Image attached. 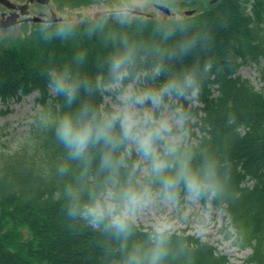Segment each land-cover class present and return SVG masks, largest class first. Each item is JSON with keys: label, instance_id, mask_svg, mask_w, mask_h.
Returning a JSON list of instances; mask_svg holds the SVG:
<instances>
[{"label": "trees", "instance_id": "obj_1", "mask_svg": "<svg viewBox=\"0 0 264 264\" xmlns=\"http://www.w3.org/2000/svg\"><path fill=\"white\" fill-rule=\"evenodd\" d=\"M86 4L77 0L58 6ZM134 19L137 23L131 27H120L111 13L76 24L65 20L31 23L13 40L0 36V102L20 101L37 93L35 102L40 107L24 141L16 149L0 150V264H117L121 259L117 241L66 216L64 186L71 175L58 174L67 154L54 128L68 109L47 85L50 70L69 64L75 68L72 61L77 53L86 55L79 71L94 79L100 62L111 51L105 37L135 33L138 25L144 39L158 25L183 29L188 37H211L209 50L197 46L172 65L179 70L196 60L201 65L209 57L214 61L192 136L199 149L210 148L229 161L228 179L216 197L200 201L225 213L238 246L251 251L247 264H264V0H217L190 16L157 19L138 14ZM64 26L71 27L73 34L67 39L54 38L56 28ZM180 37L177 31L176 39ZM246 65L257 67L260 89L237 75ZM86 99L81 93V101ZM102 99L99 94L91 97L94 104ZM229 113L237 117L235 127L227 126ZM76 167L71 164L72 169ZM131 230L129 248L149 246L153 230L134 223ZM163 264H228V259L210 244L181 231L168 233Z\"/></svg>", "mask_w": 264, "mask_h": 264}, {"label": "clouds", "instance_id": "obj_2", "mask_svg": "<svg viewBox=\"0 0 264 264\" xmlns=\"http://www.w3.org/2000/svg\"><path fill=\"white\" fill-rule=\"evenodd\" d=\"M137 3L147 0H125L117 7L114 18L120 27L137 23ZM142 32L138 25L135 33L106 36L111 51L94 79L79 71L84 53L74 56L75 68L69 64L48 73V88L68 109L54 128L67 154L58 174L71 175L64 186L66 216L117 241V264H163L169 225L159 223L148 247L129 248L138 216L157 203L175 205L181 192L189 201L214 198L228 179L229 161L210 148L199 149L192 136L214 61L209 57L203 65L196 60L179 70L172 67L197 46L209 50L211 37H188L183 29L168 25H158L148 39ZM72 34L64 26L52 36L67 39ZM81 93L88 99L81 101ZM97 94L103 98L100 104L91 100ZM236 123V115L229 113L227 126Z\"/></svg>", "mask_w": 264, "mask_h": 264}, {"label": "rangeland", "instance_id": "obj_3", "mask_svg": "<svg viewBox=\"0 0 264 264\" xmlns=\"http://www.w3.org/2000/svg\"><path fill=\"white\" fill-rule=\"evenodd\" d=\"M10 1H13L15 5V3L22 4L23 0ZM212 1L216 2L217 0H159V2L147 0L146 4L137 3L134 12L135 15L139 13L149 14L159 19L164 16V13L159 11L156 5L164 6L175 16H179L187 10L202 11ZM124 2L125 0H92V2H86L89 4L71 8L60 7L58 3H34L30 4L29 7L24 6L27 11L25 16L41 17L42 14L49 16L52 11L57 18L76 24L85 19H99L103 15L115 14L117 7ZM13 11L15 10H8L0 3V18L8 16L9 12L12 13ZM30 24L21 23L0 29V36L13 40L21 35L24 29L28 30ZM23 25H26V28H23ZM261 63L264 66V59ZM237 75L250 81L257 90L262 86L257 67L254 65L241 66ZM36 96L37 94L33 93L20 101L0 102V150L16 149L27 137L33 118L40 111L39 105L35 102ZM112 99L114 100L115 97ZM104 102L109 103L107 100ZM161 221L169 225V233L186 231L187 234L210 244L219 253L227 257L228 264H247L246 260L251 251L248 248L242 249L238 246L235 231L227 225L225 213L220 209L212 205H203L200 200L189 201L182 194L175 205L157 203L151 206L138 216L134 225L154 231Z\"/></svg>", "mask_w": 264, "mask_h": 264}, {"label": "water", "instance_id": "obj_4", "mask_svg": "<svg viewBox=\"0 0 264 264\" xmlns=\"http://www.w3.org/2000/svg\"><path fill=\"white\" fill-rule=\"evenodd\" d=\"M47 2V0H44ZM214 2V1H212ZM0 3L7 9H12L15 10L12 13H10L8 16H2L0 18V29H4V28H8L10 26H13L17 23V17L19 16V14L21 15H25L27 14V11L25 9L24 6H18L16 7L15 5L5 1V0H0ZM156 8L164 13H169L168 8L164 7V6H156ZM16 10H18L19 12H16ZM192 12L191 11H187L185 12V15H190ZM26 20L33 22V23H55L57 22L59 19L55 16L54 13H51L49 17L47 18H41V17H29Z\"/></svg>", "mask_w": 264, "mask_h": 264}, {"label": "flooded vegetation", "instance_id": "obj_5", "mask_svg": "<svg viewBox=\"0 0 264 264\" xmlns=\"http://www.w3.org/2000/svg\"><path fill=\"white\" fill-rule=\"evenodd\" d=\"M5 1H7V2H9L11 4H14L13 1H10V0H5ZM82 1H84V2H90L91 1L92 2V0H82ZM76 2H77V0H49L48 4H50V3H58V4L59 3H76ZM34 3H46V1H44V0H23L22 4H18V3L16 4L15 3V6L18 7L20 5H22V6L26 5V7H29L30 4H34ZM10 12H9V14H10ZM17 12H18V10H17ZM43 15L44 14H42V16ZM27 16L19 15L18 18H17L18 22L19 23L25 22V18H27Z\"/></svg>", "mask_w": 264, "mask_h": 264}]
</instances>
